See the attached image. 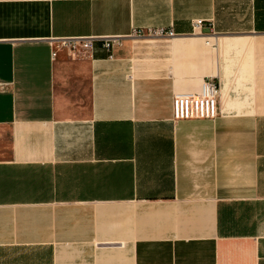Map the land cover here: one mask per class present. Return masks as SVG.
Returning <instances> with one entry per match:
<instances>
[{"label": "crops", "instance_id": "1", "mask_svg": "<svg viewBox=\"0 0 264 264\" xmlns=\"http://www.w3.org/2000/svg\"><path fill=\"white\" fill-rule=\"evenodd\" d=\"M0 264H264V0H0Z\"/></svg>", "mask_w": 264, "mask_h": 264}, {"label": "built area", "instance_id": "2", "mask_svg": "<svg viewBox=\"0 0 264 264\" xmlns=\"http://www.w3.org/2000/svg\"><path fill=\"white\" fill-rule=\"evenodd\" d=\"M195 27L200 26V21H195ZM143 35L152 36H169L173 37L174 33L169 31H164L162 29L151 30L148 29L146 32L143 30L133 31L131 36L141 37ZM98 38H70L58 40L59 46L65 48L69 54L76 55L78 53H85L92 50V41ZM103 44V48L106 51H110L112 48L121 45V38L109 37V38H99ZM55 50L52 51V56H55ZM199 91L191 93H176L173 95L172 104V115L171 120L173 122L180 120H213L218 113V103L217 98L219 94V89L213 78L207 77L200 83Z\"/></svg>", "mask_w": 264, "mask_h": 264}, {"label": "rangeland", "instance_id": "3", "mask_svg": "<svg viewBox=\"0 0 264 264\" xmlns=\"http://www.w3.org/2000/svg\"><path fill=\"white\" fill-rule=\"evenodd\" d=\"M199 63H200V57H199Z\"/></svg>", "mask_w": 264, "mask_h": 264}]
</instances>
